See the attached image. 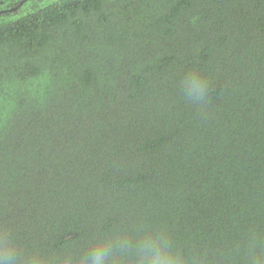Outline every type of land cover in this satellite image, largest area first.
I'll return each mask as SVG.
<instances>
[{
  "label": "trees",
  "instance_id": "1",
  "mask_svg": "<svg viewBox=\"0 0 264 264\" xmlns=\"http://www.w3.org/2000/svg\"><path fill=\"white\" fill-rule=\"evenodd\" d=\"M22 1L0 0V230L264 264V0Z\"/></svg>",
  "mask_w": 264,
  "mask_h": 264
},
{
  "label": "clouds",
  "instance_id": "2",
  "mask_svg": "<svg viewBox=\"0 0 264 264\" xmlns=\"http://www.w3.org/2000/svg\"><path fill=\"white\" fill-rule=\"evenodd\" d=\"M185 97L194 104H202L207 82L196 71L182 80ZM187 264L163 233L149 232L136 239L119 233L110 237H97L86 250L78 252L71 247L42 254L37 249L22 251L10 230H0V264Z\"/></svg>",
  "mask_w": 264,
  "mask_h": 264
},
{
  "label": "rangeland",
  "instance_id": "3",
  "mask_svg": "<svg viewBox=\"0 0 264 264\" xmlns=\"http://www.w3.org/2000/svg\"><path fill=\"white\" fill-rule=\"evenodd\" d=\"M35 3L33 2V1H30L29 3H28V5H27V7H30L31 5H34ZM26 13H28V11L26 12H24V13H19V14H17V15H14V16H11V17H21L23 14H26Z\"/></svg>",
  "mask_w": 264,
  "mask_h": 264
},
{
  "label": "water",
  "instance_id": "4",
  "mask_svg": "<svg viewBox=\"0 0 264 264\" xmlns=\"http://www.w3.org/2000/svg\"><path fill=\"white\" fill-rule=\"evenodd\" d=\"M29 0H23L21 3H20V6L23 5L25 2H27ZM3 13V11H0V14Z\"/></svg>",
  "mask_w": 264,
  "mask_h": 264
}]
</instances>
